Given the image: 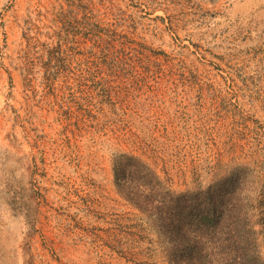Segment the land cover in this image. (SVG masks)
Here are the masks:
<instances>
[{"label": "rangeland", "instance_id": "rangeland-1", "mask_svg": "<svg viewBox=\"0 0 264 264\" xmlns=\"http://www.w3.org/2000/svg\"><path fill=\"white\" fill-rule=\"evenodd\" d=\"M120 152L176 192L244 166L264 254V0H0V264H168Z\"/></svg>", "mask_w": 264, "mask_h": 264}, {"label": "trees", "instance_id": "trees-1", "mask_svg": "<svg viewBox=\"0 0 264 264\" xmlns=\"http://www.w3.org/2000/svg\"><path fill=\"white\" fill-rule=\"evenodd\" d=\"M51 49L38 55L43 65L57 58ZM244 170L236 168L220 189L210 185L176 192L140 156L120 152L113 159L118 193L165 237L168 264H264L253 215L246 208L250 198L233 186Z\"/></svg>", "mask_w": 264, "mask_h": 264}]
</instances>
